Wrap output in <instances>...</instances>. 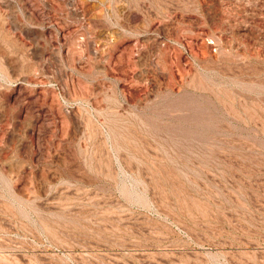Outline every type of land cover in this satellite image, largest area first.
I'll use <instances>...</instances> for the list:
<instances>
[{
	"label": "rangeland",
	"instance_id": "rangeland-1",
	"mask_svg": "<svg viewBox=\"0 0 264 264\" xmlns=\"http://www.w3.org/2000/svg\"><path fill=\"white\" fill-rule=\"evenodd\" d=\"M0 45V264H264V0H0Z\"/></svg>",
	"mask_w": 264,
	"mask_h": 264
},
{
	"label": "bare ground",
	"instance_id": "bare-ground-1",
	"mask_svg": "<svg viewBox=\"0 0 264 264\" xmlns=\"http://www.w3.org/2000/svg\"><path fill=\"white\" fill-rule=\"evenodd\" d=\"M14 15V14H13ZM12 17V16H11ZM10 18V17H9ZM3 24H4V22H3ZM3 26V25H2ZM24 30V29H23ZM28 32V31H27ZM29 33H30V31H29ZM28 34V33H27ZM36 34V33H35ZM8 36V35H7ZM50 43V42H49ZM52 44V43H51ZM6 48V47H5ZM3 46H1L0 45V51L1 52H4L5 53V55H6V57H7V59L8 60H11L12 59V56H11V53L14 51L13 49H5ZM22 63V62H21ZM17 65V64H16ZM12 72V71H11ZM25 72V71H24Z\"/></svg>",
	"mask_w": 264,
	"mask_h": 264
}]
</instances>
